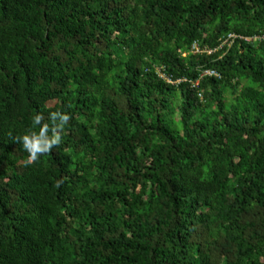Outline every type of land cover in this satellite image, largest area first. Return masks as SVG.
I'll return each mask as SVG.
<instances>
[{
  "label": "trees",
  "instance_id": "trees-1",
  "mask_svg": "<svg viewBox=\"0 0 264 264\" xmlns=\"http://www.w3.org/2000/svg\"><path fill=\"white\" fill-rule=\"evenodd\" d=\"M258 36L264 0H0V264H264Z\"/></svg>",
  "mask_w": 264,
  "mask_h": 264
},
{
  "label": "clouds",
  "instance_id": "clouds-1",
  "mask_svg": "<svg viewBox=\"0 0 264 264\" xmlns=\"http://www.w3.org/2000/svg\"><path fill=\"white\" fill-rule=\"evenodd\" d=\"M71 118L69 113L62 110L51 112L47 121L43 114L33 115L27 133L14 138V142L21 144L28 153V164L36 162L62 144L63 133ZM60 186L61 183L58 182L56 187Z\"/></svg>",
  "mask_w": 264,
  "mask_h": 264
},
{
  "label": "built area",
  "instance_id": "built-area-1",
  "mask_svg": "<svg viewBox=\"0 0 264 264\" xmlns=\"http://www.w3.org/2000/svg\"><path fill=\"white\" fill-rule=\"evenodd\" d=\"M233 37H236L237 38V36H235L233 34H230L229 37L227 39H225L223 43L225 44V43H227L229 41L231 42L233 40ZM262 38H264V36H258L256 38H249V40L250 41H252V40L256 41V40H259V39H262ZM193 50H194V52H200L201 51V49L199 48L198 44H195L194 45ZM209 52H212V51L210 50ZM215 73H216L215 71L207 70V71H205L204 74H215Z\"/></svg>",
  "mask_w": 264,
  "mask_h": 264
},
{
  "label": "rangeland",
  "instance_id": "rangeland-1",
  "mask_svg": "<svg viewBox=\"0 0 264 264\" xmlns=\"http://www.w3.org/2000/svg\"><path fill=\"white\" fill-rule=\"evenodd\" d=\"M230 100V99H229Z\"/></svg>",
  "mask_w": 264,
  "mask_h": 264
}]
</instances>
